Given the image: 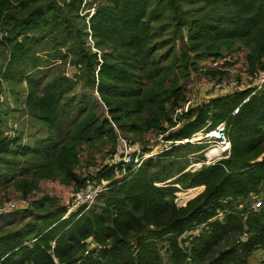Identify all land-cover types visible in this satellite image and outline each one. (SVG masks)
Here are the masks:
<instances>
[{
    "label": "trees",
    "instance_id": "1",
    "mask_svg": "<svg viewBox=\"0 0 264 264\" xmlns=\"http://www.w3.org/2000/svg\"><path fill=\"white\" fill-rule=\"evenodd\" d=\"M238 43L254 71L264 0H0V187L29 202L0 215V264H250L264 252V88L246 103L251 89L210 97L167 136L227 121L228 158L186 171L187 154L203 149L187 143L128 165L122 179L106 162L78 172L85 148L117 151V128L143 145L173 127L198 62ZM16 114L28 125L7 132ZM45 180L108 184L68 212L49 193L28 200ZM176 184L192 188L179 194L194 196L185 205Z\"/></svg>",
    "mask_w": 264,
    "mask_h": 264
},
{
    "label": "built area",
    "instance_id": "2",
    "mask_svg": "<svg viewBox=\"0 0 264 264\" xmlns=\"http://www.w3.org/2000/svg\"><path fill=\"white\" fill-rule=\"evenodd\" d=\"M87 1L88 0H83V5ZM94 11L95 7L93 6L89 9V15L87 16V19L90 18ZM247 52L248 51H245L242 47V49L240 48L233 53H224L220 56L209 57L202 61L200 63V72L216 71V75L219 74L217 78L212 77L208 79L202 72L200 74L201 77L195 72H192V77L193 75H197L201 78V83L204 85L200 87L209 92L208 96L206 97L207 99L234 91L251 89V93L243 100V103H246L250 100L252 95L264 88V57L261 59L260 66L254 71H250ZM227 74L231 76H227ZM206 98L204 99L205 101ZM204 100L201 101L200 99V101H198L196 104H193L192 99L186 97V100L182 104L172 110L171 116L175 125L173 127H169L165 132L156 135L155 142L153 145H147V150L143 145H141V143H133L128 141L118 130L116 124L113 123L118 131L120 146L116 151L117 153L111 157L109 164L116 165V178L122 179L125 175H127L128 165H132L135 170H137L142 166L144 161L168 151L173 146L187 143L198 144L203 142L202 140L205 138L212 140V142L211 145L203 151L204 159L198 160L197 162L191 161L186 171H195L201 168L203 165L214 164L221 159L228 158L231 154V141L227 132V121H221L216 124L213 129L208 130V127H210L212 124V122L209 121L206 127L194 133L191 137L182 139H172L167 137L169 132L178 129L182 125L183 115L188 113L193 106L200 104ZM238 112L239 108H236L233 114H237ZM148 139L150 141L152 138L148 137ZM193 154L195 153H192L191 156H193ZM100 184H104L102 189H100ZM107 184V181L102 180L101 182H97L95 184L98 186L96 188H94V185H88L86 188L76 191L73 196V203L68 212H72L78 209L79 206L85 204L87 207H89L96 201L98 196L107 189ZM177 199H181V196L179 195ZM188 201L189 200H186L185 204ZM25 202L27 203L28 201L22 197L9 199L2 206H0V215L14 210L21 203L25 204ZM261 206V199H257L253 204V208L256 209L260 208ZM220 217H223V215ZM85 253L87 254L88 251L86 250ZM261 258L264 260V252Z\"/></svg>",
    "mask_w": 264,
    "mask_h": 264
},
{
    "label": "rangeland",
    "instance_id": "3",
    "mask_svg": "<svg viewBox=\"0 0 264 264\" xmlns=\"http://www.w3.org/2000/svg\"><path fill=\"white\" fill-rule=\"evenodd\" d=\"M181 43V42H180ZM241 44L238 43V46L235 48V50L239 49ZM242 49V48H241ZM245 51H248V48H244ZM226 52V51H225ZM196 74H198L200 76L201 72H200V63L198 62V68L196 70H194ZM228 73V72H227ZM221 75V73H220ZM197 75H193V77L191 76V78H188L183 85L185 84V93H186V97H189L190 99H192V103L196 104L198 101L204 100L209 92L206 91L205 89H202L200 86L204 85L201 83V76L199 77ZM206 78L210 79V78H217L219 76L216 75H207L205 74ZM227 76H231L229 74H227ZM187 88V89H186ZM190 89V90H189ZM99 102L102 104L100 97L97 95ZM207 99V98H206ZM205 101V100H204ZM203 101V102H204ZM14 105V103H13ZM103 105V104H102ZM106 113H107V109H106ZM16 119H11L9 122V126L8 128L11 126V128L13 129H8L7 132H11V133H15V129H20L23 127H27L28 124H24L23 122V118L24 116L22 114H16ZM20 117V118H19ZM119 130V129H118ZM122 134V133H121ZM155 134H149L147 136H145L146 138H152L150 141L145 142L143 145H153V143L156 140V137L153 136ZM144 137V138H145ZM27 139V137H26ZM203 142L198 143V144H193V146H202L203 149H201L198 152H193L195 154L192 155V153H188L186 157L189 158V163L191 161H198V160H202L204 159V154L203 151L204 149L208 148L211 145L212 140L205 138L202 140ZM148 143V144H147ZM142 145V144H141ZM110 145L108 144L105 147H101V150H96L93 149L91 147H87L84 150V153L82 154V163L80 165V167L78 168V172H84L86 171V175L93 169L95 170V168L100 167L101 165H103L105 162L109 164V161L111 159V157H113L117 152L114 153H110ZM188 163V165H189ZM88 165V168L90 170H87V168H85ZM188 167V166H187ZM187 169V168H186ZM170 180V179H169ZM97 183L96 180H94L93 182H91L89 185L91 186H95L94 188L98 187L97 185H95ZM159 185H162V183H158ZM166 184V183H165ZM100 189H102V187L104 186V184H100ZM177 187H179V191L176 192V198L175 201L176 203L181 206L183 204H185L184 201H182V199H177L180 192H183L185 190H187L188 188H183L181 187L179 184H176ZM76 190L74 189L73 185H64L60 182H55V181H49V180H45L40 184V190L37 192V194L33 193L28 200L30 201V199L35 198V197H39L42 196L44 193H49L51 194L53 197L58 199V203L62 204V205H67L69 206V208L71 207L72 203H73V196L75 194ZM103 193V192H102ZM196 196V195H195ZM21 194L20 192L15 191V189L13 187H0V206H2L6 201H8L9 199L12 198H21ZM99 197V196H98ZM194 197V196H193ZM193 197L189 198L188 200L192 199ZM23 198V197H22ZM27 199V198H26ZM97 201V199H96ZM96 201L94 203H92L90 206H92L93 204L96 203ZM29 202H25L21 203L17 208H23L25 206H27ZM248 205L251 204V202H246ZM86 205V204H85ZM81 207V206H79ZM15 208V209H17ZM14 209V210H15ZM11 210V211H14ZM11 211L3 214V215H7L8 213H10ZM202 227H198L193 231V234H197ZM263 253L262 250L257 251L250 259V264H255L256 262L258 263V256L260 257V254Z\"/></svg>",
    "mask_w": 264,
    "mask_h": 264
},
{
    "label": "crops",
    "instance_id": "4",
    "mask_svg": "<svg viewBox=\"0 0 264 264\" xmlns=\"http://www.w3.org/2000/svg\"><path fill=\"white\" fill-rule=\"evenodd\" d=\"M199 187H203V189H204V186H196V187H194V188H199ZM189 189H192V188H189ZM203 189H202V191H203ZM201 192V191H200ZM199 192V193H200Z\"/></svg>",
    "mask_w": 264,
    "mask_h": 264
}]
</instances>
